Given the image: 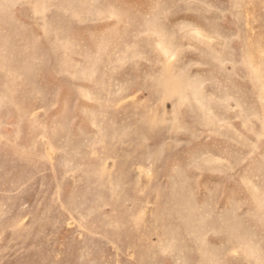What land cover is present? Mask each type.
<instances>
[{
    "label": "rangeland",
    "instance_id": "374dc122",
    "mask_svg": "<svg viewBox=\"0 0 264 264\" xmlns=\"http://www.w3.org/2000/svg\"><path fill=\"white\" fill-rule=\"evenodd\" d=\"M0 264H264V0H0Z\"/></svg>",
    "mask_w": 264,
    "mask_h": 264
}]
</instances>
